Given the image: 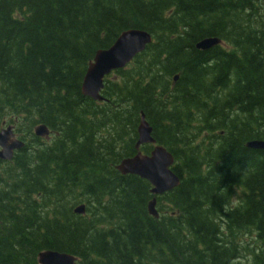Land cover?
Wrapping results in <instances>:
<instances>
[{
  "label": "trees",
  "instance_id": "1",
  "mask_svg": "<svg viewBox=\"0 0 264 264\" xmlns=\"http://www.w3.org/2000/svg\"><path fill=\"white\" fill-rule=\"evenodd\" d=\"M126 29L154 41L105 78L107 101L82 95L95 51ZM205 37L230 49H196ZM258 49L264 0H0V128L14 121L25 141L0 160V264L43 250L75 264H264V151L246 147L264 140ZM141 112L180 178L155 196L157 218L149 183L114 168L135 153Z\"/></svg>",
  "mask_w": 264,
  "mask_h": 264
},
{
  "label": "water",
  "instance_id": "2",
  "mask_svg": "<svg viewBox=\"0 0 264 264\" xmlns=\"http://www.w3.org/2000/svg\"><path fill=\"white\" fill-rule=\"evenodd\" d=\"M151 42V37L144 31L127 30L121 33L116 41L105 50H98L93 58V62L88 64V68L83 77L81 91L83 95L94 100H103L100 91L103 87V77L108 75L112 69L123 67L135 53L141 51L147 43ZM216 40L205 39L196 46L207 48L214 44ZM12 127L0 130V159L10 160L13 151L21 148L23 143L16 140L12 133ZM36 135H47L49 130L45 125L35 127ZM151 137V127L140 117L137 127V140L135 149L141 144L153 143ZM252 148H264L263 141H252L248 143ZM173 163L172 155L162 146H155L149 155H141L137 152L133 157L121 160L116 169L121 174H135L146 179L152 186L150 190L153 195H160L179 183L178 177L169 169ZM155 198L148 204V213L157 217L154 209ZM76 214L84 213V205L74 208ZM39 264H73L74 256L62 252H41L38 254Z\"/></svg>",
  "mask_w": 264,
  "mask_h": 264
},
{
  "label": "bare ground",
  "instance_id": "3",
  "mask_svg": "<svg viewBox=\"0 0 264 264\" xmlns=\"http://www.w3.org/2000/svg\"><path fill=\"white\" fill-rule=\"evenodd\" d=\"M128 30H136V31H144V30H140V29H128ZM121 35V33L118 35V37ZM117 37V38H118ZM116 38V39H117ZM116 39H115V41H116ZM205 39H213V40H216V42H214V44H212V45H210V46H208L206 49H204V51H207V50H209V49H211V48H213V47H215V46H223V47H225L226 49H230V46L229 45H227V44H225L224 43V41H222V39H220V38H218V37H205V38H202L201 40H205ZM114 41V42H115ZM113 42V43H114ZM173 80H176L175 79V77H173ZM245 117V116H244ZM33 131H35V128H33ZM252 141H263L264 142V140H260V139H252V140H250V141H248L247 143H246V147L247 148H249V149H252V150H258V151H260V150H262V151H264V148H252V147H250V146H248V143H250V142H252ZM121 174V173H120ZM121 175H126V174H121ZM150 189H152L151 188V184H150ZM153 198H151L149 201H148V203H147V209H148V204H149V202L152 200ZM154 209H155V211H156V213H157V217H158V212H157V210H156V199H155V207H154ZM152 217H154V216H152ZM157 217H154V218H157ZM58 252V251H53V250H43V251H40L39 253H41V252ZM38 253V254H39ZM62 253H64V252H62ZM38 254H37V262H38ZM69 254V253H68ZM69 255H71L72 256V254H69ZM74 256V255H73ZM76 261H77V258L74 256V263L73 264H75L76 263ZM38 264H39V262H38Z\"/></svg>",
  "mask_w": 264,
  "mask_h": 264
},
{
  "label": "rangeland",
  "instance_id": "4",
  "mask_svg": "<svg viewBox=\"0 0 264 264\" xmlns=\"http://www.w3.org/2000/svg\"><path fill=\"white\" fill-rule=\"evenodd\" d=\"M217 2H218V0H216ZM224 27V25H222V28ZM252 41H253V38H251L250 39V42L252 43ZM262 49H263V47H262ZM259 51H261V50H259L258 49V53H260V54H264V51L262 50L261 52H259ZM183 52V49H180L179 51H176V52H174V53H172V56H177L178 54H180V53H182ZM260 71H262V72H264V65L260 68ZM236 199V198H235ZM234 199V200H235Z\"/></svg>",
  "mask_w": 264,
  "mask_h": 264
},
{
  "label": "clouds",
  "instance_id": "5",
  "mask_svg": "<svg viewBox=\"0 0 264 264\" xmlns=\"http://www.w3.org/2000/svg\"><path fill=\"white\" fill-rule=\"evenodd\" d=\"M218 194L221 196H226L227 195V190L226 189H219Z\"/></svg>",
  "mask_w": 264,
  "mask_h": 264
}]
</instances>
